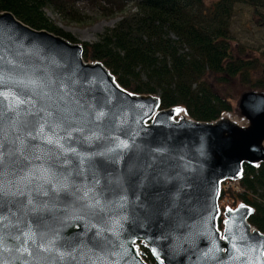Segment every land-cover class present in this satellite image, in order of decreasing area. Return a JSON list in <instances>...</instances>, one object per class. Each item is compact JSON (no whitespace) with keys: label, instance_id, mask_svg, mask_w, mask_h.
<instances>
[{"label":"water","instance_id":"95a60500","mask_svg":"<svg viewBox=\"0 0 264 264\" xmlns=\"http://www.w3.org/2000/svg\"><path fill=\"white\" fill-rule=\"evenodd\" d=\"M235 109L160 108L0 12V264H148L137 243L157 264H264L251 207L218 206L221 182L264 163V91Z\"/></svg>","mask_w":264,"mask_h":264},{"label":"trees","instance_id":"16d2710c","mask_svg":"<svg viewBox=\"0 0 264 264\" xmlns=\"http://www.w3.org/2000/svg\"><path fill=\"white\" fill-rule=\"evenodd\" d=\"M79 1L94 3L102 15L119 16L96 40L81 42L83 59L100 61L128 91L156 94L160 108L179 107L192 119L212 121L232 110L230 96L218 93L212 80L226 82L238 75L242 83L264 91V78L251 82L256 59L233 57L228 42L234 5L264 15V0H0V12L77 42L45 12L83 23ZM240 184L243 192H220V207L249 205L247 221L264 233V163L243 164ZM140 251L145 262L157 264L146 248Z\"/></svg>","mask_w":264,"mask_h":264},{"label":"rangeland","instance_id":"374dc122","mask_svg":"<svg viewBox=\"0 0 264 264\" xmlns=\"http://www.w3.org/2000/svg\"><path fill=\"white\" fill-rule=\"evenodd\" d=\"M77 7L85 19L83 23L66 22L52 10H46L45 14L62 31L74 37L78 43L96 40L105 28L113 26L119 19L118 14L112 16L102 15L96 9L94 3L88 1H79ZM228 28L231 55L247 60L256 59L257 66L250 72L251 82L257 78H264L261 73V66L264 63V15L255 14L252 8L248 6L234 5V13L229 19ZM209 80L211 81V79ZM212 82L218 93L230 96L232 110L226 113L231 119L238 121L235 109L236 100L241 92L255 87H249L247 84L242 83L238 75L229 78L226 82H218L215 79Z\"/></svg>","mask_w":264,"mask_h":264},{"label":"built area","instance_id":"2783aa9c","mask_svg":"<svg viewBox=\"0 0 264 264\" xmlns=\"http://www.w3.org/2000/svg\"><path fill=\"white\" fill-rule=\"evenodd\" d=\"M223 189H235L237 191H241V188L239 187L238 181H225L222 184ZM137 248L139 249V244L137 243Z\"/></svg>","mask_w":264,"mask_h":264},{"label":"flooded vegetation","instance_id":"af4514ba","mask_svg":"<svg viewBox=\"0 0 264 264\" xmlns=\"http://www.w3.org/2000/svg\"><path fill=\"white\" fill-rule=\"evenodd\" d=\"M263 64H264V63H263ZM263 64H262V65H263ZM261 67H262V66H261ZM263 77H264V76H263ZM250 89H255V88H250ZM246 90H248V89H246ZM258 90H260V89H258ZM262 91H263V90H262ZM236 101H237V100H236ZM235 105H236V104H235Z\"/></svg>","mask_w":264,"mask_h":264}]
</instances>
